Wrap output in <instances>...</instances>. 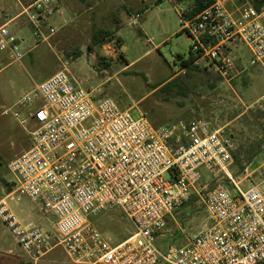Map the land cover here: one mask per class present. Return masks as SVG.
Wrapping results in <instances>:
<instances>
[{
    "label": "built area",
    "instance_id": "2783aa9c",
    "mask_svg": "<svg viewBox=\"0 0 264 264\" xmlns=\"http://www.w3.org/2000/svg\"><path fill=\"white\" fill-rule=\"evenodd\" d=\"M13 1L22 11L9 18L0 10V51L20 63L25 54L8 25L24 16L41 37L53 15L52 0ZM180 13L190 49L182 72L193 68L228 82L237 73L238 43L250 51V66L264 72V0H211L193 18ZM35 103L20 121L22 127L26 121L33 125L31 147L9 164L13 190L0 199V221L21 248L22 264H41L57 248L65 264H264V179L243 191L227 174L232 144L220 129L206 120L153 127L144 114L133 117L111 99L84 90L67 61L3 115L19 120L14 109ZM202 169L213 178L226 176L232 192L220 184L203 186L198 196L209 225L183 245L159 246L168 220L184 235L173 215L197 192ZM15 195L51 215L52 232L23 223L7 203ZM112 210L134 228L116 245L92 222Z\"/></svg>",
    "mask_w": 264,
    "mask_h": 264
},
{
    "label": "rangeland",
    "instance_id": "374dc122",
    "mask_svg": "<svg viewBox=\"0 0 264 264\" xmlns=\"http://www.w3.org/2000/svg\"><path fill=\"white\" fill-rule=\"evenodd\" d=\"M31 0H21L26 4ZM52 0L53 15L41 27V37L24 16L8 25L25 54L20 63L12 62L0 51V199L13 190L14 177L9 164L31 147L28 132L31 122L26 108L17 106L21 113L16 119L4 109L12 108L22 96L55 74L62 61L68 62V72L84 90H93L97 99H111L121 110H129L133 117L144 114L153 127L195 120H206L220 129L232 144V165L227 169L239 187L246 191L259 186L264 179V72L250 66L252 56L248 48L238 43L237 73L228 82L190 68L182 72V62L190 57L189 42L182 29V13H188L191 1L182 0H68L77 11L66 6L67 0ZM66 3V4H65ZM89 6L93 10H88ZM127 6L128 17L138 16L135 23L119 15L114 9ZM9 18L22 8L13 0H0ZM1 16V15H0ZM4 19L0 17V23ZM54 34L49 36L50 30ZM97 30L112 34L99 46L91 45ZM47 37L46 40H43ZM91 46V50H88ZM172 81L166 88L164 85ZM161 85V86H160ZM203 181L198 185L184 209L173 219L183 230L180 234L171 220L159 246L183 245L187 238L209 225L208 214L198 196L203 186L222 185L229 193L232 186L224 175L209 176L201 170ZM219 181V182H218ZM16 198H19L17 200ZM11 210L23 223H32L52 232L54 218L43 216L34 203L24 196L7 200ZM94 226L116 245L130 235L134 228L119 211L99 213ZM23 253L10 231L0 221V264H22ZM61 248L48 254L41 264H65Z\"/></svg>",
    "mask_w": 264,
    "mask_h": 264
},
{
    "label": "trees",
    "instance_id": "16d2710c",
    "mask_svg": "<svg viewBox=\"0 0 264 264\" xmlns=\"http://www.w3.org/2000/svg\"><path fill=\"white\" fill-rule=\"evenodd\" d=\"M182 0H176V2H180ZM191 1V6L188 11V13L185 15V18H193L197 16L206 6H208L211 2V0H190ZM112 36L111 33L103 31V30H97L94 32L92 35L91 39V45L93 46H99L103 43L106 37ZM88 50H91V46H88ZM190 60L188 59L187 61L182 62V68H184ZM198 72H202L197 70ZM172 81L164 85L161 89L166 88ZM187 205V203L180 209H184V207Z\"/></svg>",
    "mask_w": 264,
    "mask_h": 264
},
{
    "label": "crops",
    "instance_id": "0c3cea01",
    "mask_svg": "<svg viewBox=\"0 0 264 264\" xmlns=\"http://www.w3.org/2000/svg\"><path fill=\"white\" fill-rule=\"evenodd\" d=\"M82 1H84V0H82ZM92 1H95V0H92ZM53 3H54V8H58V7H56L55 5H57L58 3H59V0L58 1H56V2H54L53 1ZM67 3V4H66ZM66 6L69 8V9H72L73 11H77V7H74L72 4H70L71 2H69L68 0L66 1ZM88 10H93V7L92 6H89V8H88ZM131 13V9L130 8H128L127 6H123L121 9L120 8H116V9H114V10H112V12H111V15H112V17L113 18H115L118 22H119V15H124V17H128V15ZM128 19H129V17H128ZM46 23V22H45ZM44 23V24H45ZM44 24H43V26H44ZM42 26V27H43ZM161 86V85H160Z\"/></svg>",
    "mask_w": 264,
    "mask_h": 264
}]
</instances>
